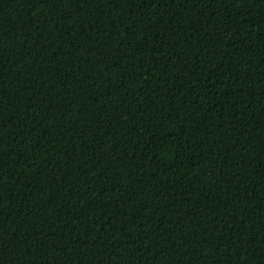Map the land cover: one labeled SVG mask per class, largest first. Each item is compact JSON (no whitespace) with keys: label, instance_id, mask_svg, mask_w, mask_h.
<instances>
[{"label":"trees","instance_id":"16d2710c","mask_svg":"<svg viewBox=\"0 0 264 264\" xmlns=\"http://www.w3.org/2000/svg\"><path fill=\"white\" fill-rule=\"evenodd\" d=\"M0 264H264V0H0Z\"/></svg>","mask_w":264,"mask_h":264}]
</instances>
